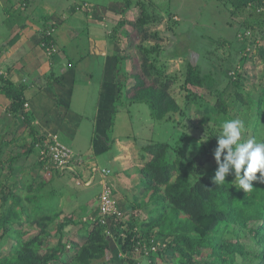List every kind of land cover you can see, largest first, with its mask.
Listing matches in <instances>:
<instances>
[{"label": "rangeland", "instance_id": "obj_1", "mask_svg": "<svg viewBox=\"0 0 264 264\" xmlns=\"http://www.w3.org/2000/svg\"><path fill=\"white\" fill-rule=\"evenodd\" d=\"M230 1L238 6L247 0H120L113 7L105 6L106 12L95 0H0V75L7 73L4 77L12 83L27 85L24 97L29 120L47 137L32 153L24 154V146L32 139L23 120L9 112L10 102L0 93V141L7 143L0 144L7 145L0 157V218L15 207V197L19 196L24 207L17 211L22 231L31 229V222L40 217H48L54 226L71 218L81 224L64 228L67 244L76 231L84 239L88 224L99 221L111 245L112 254L105 264H152L154 258L148 252L166 246L168 241L155 238L134 254L127 251L132 244L126 243L130 226L144 232V223L155 217L151 211L161 208L160 202L156 206L149 202L150 193L142 188L139 168L143 148L149 143H164L169 161L178 156L185 161L199 157L194 182L217 167L213 151L223 121L242 119L246 125L242 140H264V108H260L264 106V36L244 30L249 9L240 14L228 6ZM84 3L88 9H82ZM68 7L70 12L77 10L75 17L72 12L66 17L74 28L59 26L52 32L56 46L50 51L42 48L44 23L39 18L32 23L36 17L27 16L36 8L45 14L58 8L59 19ZM144 14L148 17L144 25L148 37L140 44L154 51L150 55L135 51V55L148 58L151 78L173 81L169 91L177 110L163 120L153 119L146 104H129L123 93L126 31ZM15 24L17 30L12 28ZM261 30L264 33V27ZM115 38L121 43H115ZM105 49L103 58L94 54ZM87 56L91 57L85 65H77ZM188 63L203 79L198 97L186 89ZM76 68H82L81 74H90L78 79ZM57 143L76 163L46 160L58 156ZM43 174L48 182L31 203L27 202L32 192L25 188L34 186ZM170 215L168 208L166 217ZM56 240L49 242L50 247ZM220 241L264 249L263 242L256 247L253 237L238 240L226 230L214 244ZM67 249L70 247L65 249L69 253ZM156 261L171 264L167 254Z\"/></svg>", "mask_w": 264, "mask_h": 264}, {"label": "trees", "instance_id": "obj_2", "mask_svg": "<svg viewBox=\"0 0 264 264\" xmlns=\"http://www.w3.org/2000/svg\"><path fill=\"white\" fill-rule=\"evenodd\" d=\"M230 4L234 7L233 11L240 14L249 9L246 14L249 22L244 30H253L257 35L264 36L261 30L264 27V0H247L238 6L230 1L228 6ZM83 8L86 6H82ZM231 11L229 10V13ZM71 12L73 15L77 10L72 8ZM147 20L148 17L144 14L141 20L126 31L127 45L122 52V59L126 61L123 93L129 104H146L153 119L163 120L170 111L177 110L169 91L173 81L160 82L159 79L151 78L146 66L148 58L143 55L138 59L135 55V51L149 55L154 51L144 49L140 44L148 37L144 28ZM46 23L42 29L40 43L42 48L50 51L56 46L57 38L54 39L52 33L55 31L53 22ZM111 37H116V33H111ZM115 39V43H121L118 38ZM186 69V89L192 92L193 97H198L203 79L200 78L196 67L188 63ZM4 76L0 75V93L10 102L9 112L16 119L23 120L22 123L26 125L27 135L32 139L29 145L24 146L23 153L28 155L37 145L46 141L47 137L38 133L29 120L26 112L27 99L24 97L27 85L23 82L12 83ZM131 79L133 84H128ZM0 144L7 143L0 141ZM5 148L7 145L0 146V157ZM167 156L168 148L164 143H149L143 148L140 159L142 167L139 168L142 188L150 193L149 202L155 206L160 202L161 208L157 210L155 207L151 211L155 217L144 223V232L134 231V226H130L126 243H131L132 247L127 251L134 254L155 238H163L168 241L166 246L148 252L154 258L152 264H168L167 261H156L162 254L171 258V264H237L239 259L240 264H264V249L253 250L239 241H220L217 245L214 244L216 237H220L225 230L228 233L233 232L238 240L241 237H253L256 247L264 243V183L257 179L252 182L253 190L244 192L239 190L238 182L234 181V174H229L225 178V184L216 186L212 183V178L217 167H213L193 182L192 179L197 177L194 166L197 165L198 168L199 157L185 161L178 156L169 161ZM257 177L259 178V173ZM96 181L99 182L98 179ZM47 182L48 177L44 175L34 186L26 187V192H32L30 198L26 197L27 202L31 203L33 197L42 192ZM15 199V207L8 209L0 218V264H105L106 258L112 254L110 241L103 234L99 221L88 224L84 239L79 238L76 235L79 232L76 231L67 244L64 242V228L67 224H81L71 218H68L65 224L54 226L48 217H40L31 222V229L22 231L17 211L22 212L24 207L20 205L19 196ZM168 208H171V215L167 218ZM178 216L182 218L175 222ZM51 226L56 230L53 231ZM29 232L30 236H27ZM56 237V244L50 247L49 242ZM66 246L70 247L67 249L69 253L65 251ZM206 250L209 251L207 254ZM123 262L128 260L123 259Z\"/></svg>", "mask_w": 264, "mask_h": 264}, {"label": "clouds", "instance_id": "obj_3", "mask_svg": "<svg viewBox=\"0 0 264 264\" xmlns=\"http://www.w3.org/2000/svg\"><path fill=\"white\" fill-rule=\"evenodd\" d=\"M84 6L88 7L87 4ZM245 131L246 125L242 119L222 122L216 136L217 147L213 151V159L217 165L212 178L214 185L225 184V178L229 174H234V181L238 182L239 190L244 192H251L252 182L257 179L264 183V140H242Z\"/></svg>", "mask_w": 264, "mask_h": 264}, {"label": "crops", "instance_id": "obj_4", "mask_svg": "<svg viewBox=\"0 0 264 264\" xmlns=\"http://www.w3.org/2000/svg\"><path fill=\"white\" fill-rule=\"evenodd\" d=\"M68 3L70 2V0H66ZM105 1H107V0H100V1H98V0H95V3L98 5V6H100L102 9H105V6H108L109 5V7H113L114 6V4L115 3H117V2H119L120 0H108L107 1V3H105V4H102V3H104ZM114 2V3H113ZM84 4H87V3H84ZM84 4L82 5V6H84ZM88 5V4H87ZM26 6V5H25ZM64 7H66V5L64 6ZM63 7V8H64ZM88 7H89V5H88ZM88 7L86 8V9H88ZM35 10V9H34ZM34 10H32V11H34ZM57 10H58V8H56V10L55 11H53V12H51L50 14H45V13H43L44 12V10H41L40 8H36V10H35V13L33 14V15H30V16H27V17H31V16H33V17H36V19L35 20H33V22L32 23H34L38 18L39 19H41L42 20V22L43 23H46V21H47V23H51V22H53V24H54V27H53V29L54 30H56V29H58V27L59 26H61V27H63V28H70V29H73L74 28V25H73V22H66V17H68V14L69 15H71V12H70V8L68 7V9H67V11H66V13H63V12H61V18H57L56 19V13H57ZM94 10H100V12H102L101 11V9H94ZM32 11H30V12H32ZM106 12L107 10L105 9V10H103V12ZM99 14H104V13H99ZM22 16V15H21ZM73 16H75V15H73ZM23 18H25L26 16H22ZM89 17H91V14L89 15ZM104 17V16H103ZM46 19V21H45V19ZM104 20V19H103ZM105 20H106V18H105ZM107 20H109V19H107ZM46 23V24H47ZM56 24V25H55ZM44 26V25H43ZM12 28H16V30L18 29V27H17V25L15 24L14 26H12ZM0 42H3V40H0ZM1 44H3V43H1ZM106 46L108 47V43L106 44ZM112 46H114V45H112ZM111 46V47H112ZM106 51H107V49H105V50H100V51H98L97 53H94V54H96V55H99V56H101V58H103L104 56H106ZM113 54V53H112ZM116 54H118V52L116 53ZM89 57H91V56H87L84 60H82L81 62H79L77 65H85V61L89 58ZM34 62V64H36V60H34L33 61ZM77 69V77H78V79L79 78H87L88 77V75L90 74V71L89 72H85L84 74H81V70H82V68H76ZM94 73H95V71H93V73H92V75H91V78L93 79V76H94ZM6 75H7V73H5ZM26 91V90H25ZM48 117V116H47ZM117 162V161H116ZM119 166H120V164H119Z\"/></svg>", "mask_w": 264, "mask_h": 264}, {"label": "built area", "instance_id": "obj_5", "mask_svg": "<svg viewBox=\"0 0 264 264\" xmlns=\"http://www.w3.org/2000/svg\"><path fill=\"white\" fill-rule=\"evenodd\" d=\"M56 147L58 150H59V154L57 157H48L46 158V160H51V161H55V160H58V161H66L67 163H74L75 161L74 160H69L68 158L70 157V152L68 150H64L63 149V146L59 145L58 143L54 146ZM74 161V162H73ZM46 162V161H44ZM43 162V163H44Z\"/></svg>", "mask_w": 264, "mask_h": 264}]
</instances>
